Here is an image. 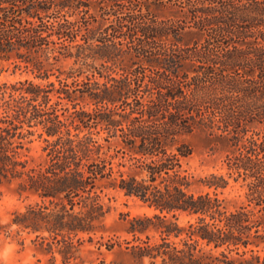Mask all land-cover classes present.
<instances>
[{
  "label": "trees",
  "instance_id": "16d2710c",
  "mask_svg": "<svg viewBox=\"0 0 264 264\" xmlns=\"http://www.w3.org/2000/svg\"><path fill=\"white\" fill-rule=\"evenodd\" d=\"M0 60L27 74L0 81V183L35 197L9 225L49 264L85 241L132 264H264V0H0ZM197 130L221 171L185 167ZM107 189L152 210L125 214L124 246Z\"/></svg>",
  "mask_w": 264,
  "mask_h": 264
},
{
  "label": "rangeland",
  "instance_id": "374dc122",
  "mask_svg": "<svg viewBox=\"0 0 264 264\" xmlns=\"http://www.w3.org/2000/svg\"><path fill=\"white\" fill-rule=\"evenodd\" d=\"M20 64L14 66L10 61L0 60V81H14L26 77V69L23 63ZM69 64V60H62L59 63L62 68H67ZM28 73L31 76L30 72ZM51 79L54 77L51 76ZM185 141L192 147L191 155L185 160V167L197 177L221 171L225 150L217 147V141L207 131L197 130L187 135ZM41 144V141L35 140L30 145L28 155L31 163L40 161ZM244 191L240 182L231 181L228 187L217 192L221 198H224L226 208L232 210L246 202ZM105 193L109 210L103 220L106 229L104 235L118 238L124 246L123 239L131 237L126 233V220L137 213H151L152 210L142 206L137 200L126 198L117 190L107 189ZM34 201L33 196L20 197L16 192L14 181L0 183V264H36V258H41L43 264H49L48 255L41 254L32 242L34 233H28L26 230L17 231L16 226L9 225L13 211H23ZM127 213L129 217L125 216ZM258 252L264 256V245L258 247ZM56 256L57 264H62L59 255ZM100 260L105 261L106 264H132L128 255L120 248L115 247L111 251L104 248L97 250L86 241L67 264H98Z\"/></svg>",
  "mask_w": 264,
  "mask_h": 264
}]
</instances>
